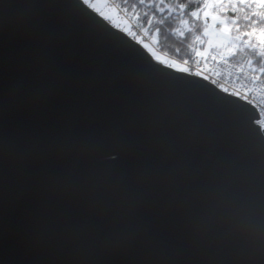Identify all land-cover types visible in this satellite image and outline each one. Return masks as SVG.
<instances>
[{
    "label": "water",
    "instance_id": "water-1",
    "mask_svg": "<svg viewBox=\"0 0 264 264\" xmlns=\"http://www.w3.org/2000/svg\"><path fill=\"white\" fill-rule=\"evenodd\" d=\"M257 120L78 0H0V264H264Z\"/></svg>",
    "mask_w": 264,
    "mask_h": 264
},
{
    "label": "trees",
    "instance_id": "trees-1",
    "mask_svg": "<svg viewBox=\"0 0 264 264\" xmlns=\"http://www.w3.org/2000/svg\"><path fill=\"white\" fill-rule=\"evenodd\" d=\"M78 1L83 5L82 1ZM112 1L119 18L129 27V31L125 33L123 30L110 27L107 21L101 19L103 22L113 30L123 34L143 50L144 44L153 43L152 49L156 54L164 57L168 62L180 66L190 64L192 58L196 55L201 56L205 44L203 22L207 21L208 11L215 8V11H218V13L221 11L229 18L228 21L231 22L232 19H235L229 10L220 9V5L231 7L230 4L233 0ZM235 1L233 3L235 11L241 12V15L238 16L239 20L247 24L250 23V29L255 30V32L247 38L249 41L247 45L243 43L246 47L244 51L237 52L229 60L241 66L252 79L264 82V56L260 54L264 52V46L259 53L260 43L256 41L258 37V31L256 32V30L263 31L264 21L253 22L244 17V12L249 13V17L252 18L253 13L258 15V11L264 12V10L263 8L259 10L257 3L252 4L249 2L251 0ZM209 4H211L210 9H208ZM90 12L94 14L92 11ZM260 35L264 36V33L262 32ZM150 58L152 59V57ZM159 66L165 68L167 65ZM165 69L171 70L169 67Z\"/></svg>",
    "mask_w": 264,
    "mask_h": 264
},
{
    "label": "rangeland",
    "instance_id": "rangeland-1",
    "mask_svg": "<svg viewBox=\"0 0 264 264\" xmlns=\"http://www.w3.org/2000/svg\"><path fill=\"white\" fill-rule=\"evenodd\" d=\"M82 1L83 5L92 11L95 15L102 19L103 21H107L110 24V27L123 30L125 33L129 31V27L122 21L116 9L114 8V4L112 8H108L106 6L105 0H80ZM235 0L231 2V7H222L220 5V9L225 8L229 10L235 19L232 21H228L227 18L221 11H215V8L211 11H208L207 21L203 22V29H204V38L205 44L204 49L201 52V56L206 57L210 54H214L222 59L229 60L231 56H235L237 52H243L246 48L245 45L248 44L247 38L250 37L255 30L250 29V23H246L244 21L239 20L238 16L241 15L240 11H235L234 6ZM250 3L254 4L257 3L258 9L264 10V0H251ZM213 6V5H212ZM211 8V4L208 5V9ZM259 14L255 15L253 13V17L250 18V14L244 12V17L249 18L251 21H264V12L258 11ZM213 13V14H210ZM263 13V14H262ZM226 17H224L223 15ZM233 26V28H232ZM258 31L257 34V42L260 43L259 46V53L264 46V36L260 35L262 32L264 33V26L263 31ZM245 45H244V44ZM257 44V43H256ZM153 43L144 44L143 48L144 51L148 54V56L152 57L154 63L157 65H167L165 68H170L175 73H183L185 68L183 66L177 65L172 62H168L164 57L156 54L152 49ZM264 56V52L260 53ZM231 61V60H229ZM232 62V61H231Z\"/></svg>",
    "mask_w": 264,
    "mask_h": 264
},
{
    "label": "built area",
    "instance_id": "built-area-1",
    "mask_svg": "<svg viewBox=\"0 0 264 264\" xmlns=\"http://www.w3.org/2000/svg\"><path fill=\"white\" fill-rule=\"evenodd\" d=\"M108 8L113 7L112 0H105ZM178 73L199 80L218 93L237 100L253 109L258 120L255 126L261 134L264 132V82L256 81L245 70L229 60L214 54L206 57L196 55L190 64L183 66Z\"/></svg>",
    "mask_w": 264,
    "mask_h": 264
}]
</instances>
